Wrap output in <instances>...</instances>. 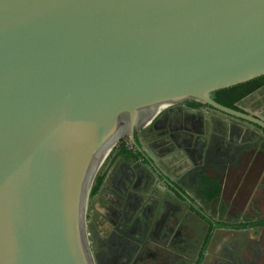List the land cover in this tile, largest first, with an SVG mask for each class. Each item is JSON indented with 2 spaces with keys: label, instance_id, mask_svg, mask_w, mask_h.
Listing matches in <instances>:
<instances>
[{
  "label": "water",
  "instance_id": "1",
  "mask_svg": "<svg viewBox=\"0 0 264 264\" xmlns=\"http://www.w3.org/2000/svg\"><path fill=\"white\" fill-rule=\"evenodd\" d=\"M261 75L264 0H0V264H99L103 150L188 100L264 133L211 96Z\"/></svg>",
  "mask_w": 264,
  "mask_h": 264
},
{
  "label": "flooded vegetation",
  "instance_id": "2",
  "mask_svg": "<svg viewBox=\"0 0 264 264\" xmlns=\"http://www.w3.org/2000/svg\"><path fill=\"white\" fill-rule=\"evenodd\" d=\"M184 104L161 107L136 130L131 152L115 149L98 175L91 195L106 198L104 215L94 211L105 218L104 235L97 222H88L99 264H203L218 231L251 228L233 227L250 220L237 218L228 192L234 164L244 167L252 148L229 139H259L264 133L203 102ZM235 110L264 119V85ZM211 221L231 226L212 229Z\"/></svg>",
  "mask_w": 264,
  "mask_h": 264
},
{
  "label": "crops",
  "instance_id": "3",
  "mask_svg": "<svg viewBox=\"0 0 264 264\" xmlns=\"http://www.w3.org/2000/svg\"><path fill=\"white\" fill-rule=\"evenodd\" d=\"M229 140L239 145L246 143L247 147L252 148L244 167L234 164L235 169L230 172V204L235 208L239 220L242 217L250 221L264 219V138L237 137ZM221 236H224L223 240L218 241L212 249L216 237ZM227 240L229 242L223 246ZM228 254L230 261L225 259ZM227 263L264 264V226L251 227L245 231H218L211 240L203 264Z\"/></svg>",
  "mask_w": 264,
  "mask_h": 264
},
{
  "label": "trees",
  "instance_id": "4",
  "mask_svg": "<svg viewBox=\"0 0 264 264\" xmlns=\"http://www.w3.org/2000/svg\"><path fill=\"white\" fill-rule=\"evenodd\" d=\"M264 85V75L258 76L256 78H253L251 80L235 84L226 88L218 89L212 92L211 96L212 98L230 108L237 109L238 108V102L241 101L243 98L248 96L249 94L253 93L257 89H259L261 86ZM186 104L189 106H201L202 102L198 100H188L186 101ZM122 151H128L131 152L129 147L125 144V142L120 141L118 146L114 149H119ZM98 190V184L94 185L91 194H95ZM212 229L215 225L217 226H225L230 224H226L224 222H217L211 221ZM264 226V219H257L255 221H247L242 222L238 224H233V227L235 228H245V227H259ZM211 233L207 236L205 246H207L208 241L210 240Z\"/></svg>",
  "mask_w": 264,
  "mask_h": 264
},
{
  "label": "rangeland",
  "instance_id": "5",
  "mask_svg": "<svg viewBox=\"0 0 264 264\" xmlns=\"http://www.w3.org/2000/svg\"><path fill=\"white\" fill-rule=\"evenodd\" d=\"M160 131V130H159ZM128 133V130L126 131H122V133L120 134V136L114 141V143L112 144V146L110 147V149L108 150L107 154L105 155L104 159H103V162L100 164L99 168L97 169L95 175H94V178H93V181L91 183V187H90V191H89V196H88V203H87V209H86V221H87V234H88V238H89V244L91 246L92 243V240H91V236H90V226H89V220L90 218L93 219V221L96 223V227L97 229L99 230V232L104 235L105 233V230H104V226L102 225L105 218L104 216L101 217L100 215H104V213L102 214V208L106 207V198L104 197V195L102 194L101 196L102 197H92L91 195V190L93 188V186L95 185V183L97 182V177L98 175L100 174V172H102L104 169L107 168L108 166V160L109 158L112 156L113 152L115 151L114 148H116L119 144L120 141L122 142H125V144L129 147L132 146V143L130 142L129 140V135L127 134ZM229 194V192H228ZM94 204L97 206V208L94 207ZM94 207V208H93ZM244 210V208H242ZM240 210L241 208H239V213H240ZM94 211H96L98 214H100L99 216H97ZM90 213H93V216L90 217ZM97 217V218H96ZM102 226V227H101ZM220 232V231H219ZM221 232H224V231H221ZM227 232V231H225ZM102 235H99L100 237H102ZM225 235V234H224ZM96 236V235H95ZM224 236H221L220 238L219 237H216L215 239V242L214 244H212V249L215 247V245H217L216 243H218V241H220L221 239L223 240ZM229 242V240H227L223 246L226 245V243ZM226 260L230 261L231 257L229 256V254L227 255V257H225ZM228 264V263H227Z\"/></svg>",
  "mask_w": 264,
  "mask_h": 264
},
{
  "label": "bare ground",
  "instance_id": "6",
  "mask_svg": "<svg viewBox=\"0 0 264 264\" xmlns=\"http://www.w3.org/2000/svg\"><path fill=\"white\" fill-rule=\"evenodd\" d=\"M123 130H124V131H126V130L129 131L128 128H124ZM123 130H122V131H123ZM122 131H120V133L117 135V137L115 138V140L120 136V134L122 133ZM115 140H113L112 142H110L109 145L103 150V152H102V154H101V157H100L101 159L98 160V162H97V164H96L94 174H95V172L97 171V169L99 168L100 164L102 163L101 160L104 159L105 155L107 154L108 150L110 149V147L112 146V144L114 143ZM100 162H101V163H100ZM94 174H93V175H94Z\"/></svg>",
  "mask_w": 264,
  "mask_h": 264
}]
</instances>
